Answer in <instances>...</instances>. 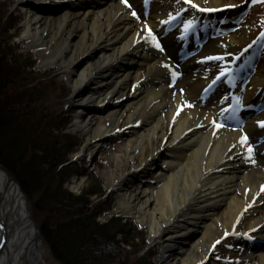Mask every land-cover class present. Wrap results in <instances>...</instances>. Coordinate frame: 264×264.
<instances>
[{
	"label": "bare ground",
	"instance_id": "6f19581e",
	"mask_svg": "<svg viewBox=\"0 0 264 264\" xmlns=\"http://www.w3.org/2000/svg\"><path fill=\"white\" fill-rule=\"evenodd\" d=\"M7 1L23 12L20 38L29 40L43 66L59 60L69 81L73 127L85 135L73 156L89 145L93 156L103 140L120 138L121 150L111 158L115 170L102 172L107 187L118 190L113 211L148 226L149 240L159 243L158 264H209L207 254L220 238L264 246V142L254 147L264 135L258 123L264 121V72L241 94L236 115H247L238 127L220 124L230 98L200 99L218 73L217 63L204 72L215 60L209 57L236 52L243 32L214 39L210 32L198 54L178 63L172 54L183 40L176 30L163 35L178 14L174 0H152L145 18L133 15L142 0ZM226 5L232 4L209 0L208 9L216 11L201 13L234 12ZM189 17L186 12L182 20ZM23 192L0 172V264H44L42 236ZM257 255L238 264H264Z\"/></svg>",
	"mask_w": 264,
	"mask_h": 264
},
{
	"label": "trees",
	"instance_id": "16d2710c",
	"mask_svg": "<svg viewBox=\"0 0 264 264\" xmlns=\"http://www.w3.org/2000/svg\"><path fill=\"white\" fill-rule=\"evenodd\" d=\"M7 0H0V164L19 182L52 259L58 264H154L143 228L130 217L110 215L113 199L87 172L75 195L66 184L78 169L69 156L79 146L59 110L69 92L51 70L11 43L15 28ZM13 29V30H12ZM12 30V31H11ZM78 137V138H77Z\"/></svg>",
	"mask_w": 264,
	"mask_h": 264
},
{
	"label": "rangeland",
	"instance_id": "374dc122",
	"mask_svg": "<svg viewBox=\"0 0 264 264\" xmlns=\"http://www.w3.org/2000/svg\"><path fill=\"white\" fill-rule=\"evenodd\" d=\"M248 0H222L223 3H231L232 5H235L234 12H228V11H222L221 15L219 16L220 26L219 30L222 33V36L232 33L233 31L243 32L245 36V39H238L235 43L237 46L236 52H228L225 54H222L220 57L221 59H216L214 62H207L203 70L204 72H208L213 69L214 64H219L217 71L224 70L230 61L232 63H235L237 65V72L240 70H249L248 67H250V70L252 68V65H255L254 73L259 72L262 70L264 72V47L261 49L260 53L259 51L254 52L255 49H258L255 47L254 49H251L248 53H245L246 50L250 47V42L252 39H254L259 32L264 29V2L262 0H258L253 2L252 5H250L249 8L245 9V2ZM208 2L209 0H203L204 5L200 8H206L208 9ZM173 4L179 5L180 10H186L190 14V17L187 19L186 22H192L193 19L198 18L201 15V11L197 8L191 7L188 0H174ZM18 9V7H13L7 9L6 15H13L12 19L10 20L9 24L12 28H15V36L12 38L11 43L14 45H17L19 47V51L22 53H30L34 56V59L36 60L35 70L39 73L42 72V74L47 71L51 70L53 73V76L55 75L57 78L56 80H61L63 82L64 88L69 91L70 90V84L67 79V77L63 76L62 73L59 71V60L56 62H52L51 64L47 66H43L41 64V57L38 55V51L34 49H30V46H27L29 43V40L27 39H21L20 35L22 34V31L24 29L23 24V12ZM138 13V10L136 11ZM23 19V20H22ZM185 25L183 28L177 29V33L181 34L184 32ZM13 30V29H12ZM11 30V31H12ZM20 38V39H19ZM246 54V55H244ZM199 69H195L194 71L197 72ZM253 75V74H252ZM176 80H174L175 82ZM225 94L222 92L220 88H218L214 95L211 97L210 101L211 103L215 104L217 102H222L225 99ZM67 100L68 97L61 98L59 101V104L57 106H60L59 110H63L67 117H69V122L67 125V129L65 130L67 133L77 135L79 140V146L77 149H75L74 152H72L69 156V160L74 162L76 164V167L78 169V174L74 175L69 182L66 184V188L71 193L77 195L79 194L83 189H85L88 185L89 179L87 178L86 173L91 172L94 176L97 177L99 180V186L100 188L105 191V195H110L113 199V205L111 210L100 216V220L104 221L107 217L110 215H121V216H127L133 219L134 222H136L141 228L144 230V234L146 236L147 244L145 246V249L152 247L154 250V256L153 261L154 264H158V256L160 255V248L159 243H154L149 240V229L148 226L145 224H142L136 220V218L132 214H121L116 213L113 211V206L116 203L118 199V190L115 188H109L107 187L106 179L103 176L102 172L113 169L115 170V163L111 159L112 156L115 153H119L122 147V142L118 136L114 138H108L103 140L101 143H99L100 146L99 151L93 155V156H87L89 154L90 149L92 146L89 145L88 147L84 148V151L82 153V156L80 157H74L73 155L77 152H79L82 149L83 142L85 140V135L80 132L76 131L73 127V116L76 113L74 110L73 105L68 104ZM99 118L102 119L104 116V113H98ZM79 182V186L74 188V184ZM135 186L141 187L142 183H139L138 180L135 182ZM264 197V195H263ZM28 200V199H27ZM28 204L30 207V203L28 200ZM31 217L34 221L35 225L38 226L39 220L35 218L31 211ZM260 213L264 215V203L261 206ZM39 228V226H38ZM39 230V229H38ZM40 233V230H39ZM264 236V231L262 233ZM42 239V238H41ZM237 240H233L232 238H228L226 241L225 239H218L215 240L216 247L215 250H211V254H207V261H209V264H238L241 262L246 256H252L253 254H261L264 255V246H259L258 248L253 247L250 243L247 242H236ZM43 248H44V254H43V260L44 264H57L51 257L47 246L45 245L43 239ZM214 242V243H215ZM258 251V252H257ZM184 254V253H183ZM257 255V257H258ZM256 258V257H255Z\"/></svg>",
	"mask_w": 264,
	"mask_h": 264
},
{
	"label": "snow or ice",
	"instance_id": "6c2138e0",
	"mask_svg": "<svg viewBox=\"0 0 264 264\" xmlns=\"http://www.w3.org/2000/svg\"><path fill=\"white\" fill-rule=\"evenodd\" d=\"M189 2L191 3V0H189ZM262 2H264V0H262ZM191 7L197 8L200 11H216V9L200 8V6L195 4V3H191ZM225 7H235V5H226ZM133 15H135V13H133ZM189 26H190V22H185V27L187 28ZM156 46L159 48L160 47L159 43H157ZM209 59H221V57H209ZM258 123H261V125L264 126V121H261V122H258Z\"/></svg>",
	"mask_w": 264,
	"mask_h": 264
},
{
	"label": "water",
	"instance_id": "95a60500",
	"mask_svg": "<svg viewBox=\"0 0 264 264\" xmlns=\"http://www.w3.org/2000/svg\"><path fill=\"white\" fill-rule=\"evenodd\" d=\"M0 172L1 173H3L5 176H6V178L8 179V181L9 182H14L15 184H17V186L19 187V189H20V191H22L23 192V190H22V188H21V186H20V184H19V182L10 174V172L3 166V165H1L0 164ZM24 193V192H23ZM24 196H25V193H24ZM26 198V197H25ZM26 200H27V198H26ZM27 203H28V201H27ZM1 225V224H0ZM37 227V229H39L38 228V226H36ZM1 229H2V225H1ZM38 232H39V230H38ZM3 242H4V239L2 238V240H1V246L3 245Z\"/></svg>",
	"mask_w": 264,
	"mask_h": 264
}]
</instances>
